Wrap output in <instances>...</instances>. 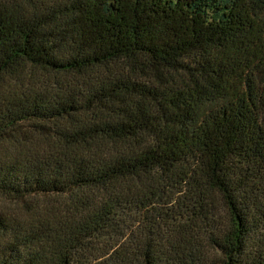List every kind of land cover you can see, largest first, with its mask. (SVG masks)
Returning <instances> with one entry per match:
<instances>
[{
  "label": "trees",
  "instance_id": "16d2710c",
  "mask_svg": "<svg viewBox=\"0 0 264 264\" xmlns=\"http://www.w3.org/2000/svg\"><path fill=\"white\" fill-rule=\"evenodd\" d=\"M0 264H264V0H0Z\"/></svg>",
  "mask_w": 264,
  "mask_h": 264
}]
</instances>
